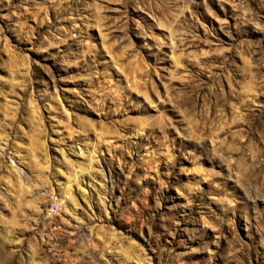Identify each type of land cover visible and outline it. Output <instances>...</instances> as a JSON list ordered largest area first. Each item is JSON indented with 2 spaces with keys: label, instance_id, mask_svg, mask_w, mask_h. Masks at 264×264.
I'll list each match as a JSON object with an SVG mask.
<instances>
[{
  "label": "rangeland",
  "instance_id": "374dc122",
  "mask_svg": "<svg viewBox=\"0 0 264 264\" xmlns=\"http://www.w3.org/2000/svg\"><path fill=\"white\" fill-rule=\"evenodd\" d=\"M0 264H264V0H0Z\"/></svg>",
  "mask_w": 264,
  "mask_h": 264
},
{
  "label": "built area",
  "instance_id": "2783aa9c",
  "mask_svg": "<svg viewBox=\"0 0 264 264\" xmlns=\"http://www.w3.org/2000/svg\"><path fill=\"white\" fill-rule=\"evenodd\" d=\"M50 209L56 211L59 208V203L57 201H54L50 203Z\"/></svg>",
  "mask_w": 264,
  "mask_h": 264
},
{
  "label": "bare ground",
  "instance_id": "6f19581e",
  "mask_svg": "<svg viewBox=\"0 0 264 264\" xmlns=\"http://www.w3.org/2000/svg\"><path fill=\"white\" fill-rule=\"evenodd\" d=\"M70 187H71V184H70V185H68V187H66V188H68V189H69Z\"/></svg>",
  "mask_w": 264,
  "mask_h": 264
}]
</instances>
